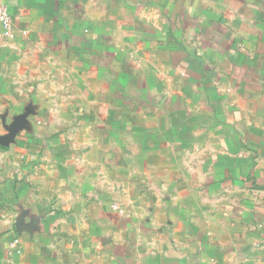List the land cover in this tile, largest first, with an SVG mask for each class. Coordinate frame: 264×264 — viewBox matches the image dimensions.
Masks as SVG:
<instances>
[{
	"label": "crops",
	"instance_id": "crops-1",
	"mask_svg": "<svg viewBox=\"0 0 264 264\" xmlns=\"http://www.w3.org/2000/svg\"><path fill=\"white\" fill-rule=\"evenodd\" d=\"M0 5V264H264V0Z\"/></svg>",
	"mask_w": 264,
	"mask_h": 264
},
{
	"label": "built area",
	"instance_id": "built-area-1",
	"mask_svg": "<svg viewBox=\"0 0 264 264\" xmlns=\"http://www.w3.org/2000/svg\"><path fill=\"white\" fill-rule=\"evenodd\" d=\"M0 27L3 29L4 38L11 39L13 33L12 17L5 6L0 5Z\"/></svg>",
	"mask_w": 264,
	"mask_h": 264
},
{
	"label": "water",
	"instance_id": "water-1",
	"mask_svg": "<svg viewBox=\"0 0 264 264\" xmlns=\"http://www.w3.org/2000/svg\"><path fill=\"white\" fill-rule=\"evenodd\" d=\"M20 125H21V122L19 121L17 122L15 126H13V128L9 129V134L7 136L0 137V144L4 146L11 145V143L15 141V136H16V133Z\"/></svg>",
	"mask_w": 264,
	"mask_h": 264
}]
</instances>
